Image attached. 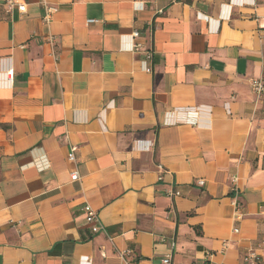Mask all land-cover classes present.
<instances>
[{
	"label": "crops",
	"instance_id": "1",
	"mask_svg": "<svg viewBox=\"0 0 264 264\" xmlns=\"http://www.w3.org/2000/svg\"><path fill=\"white\" fill-rule=\"evenodd\" d=\"M44 1L0 0V264H264V0Z\"/></svg>",
	"mask_w": 264,
	"mask_h": 264
},
{
	"label": "built area",
	"instance_id": "2",
	"mask_svg": "<svg viewBox=\"0 0 264 264\" xmlns=\"http://www.w3.org/2000/svg\"><path fill=\"white\" fill-rule=\"evenodd\" d=\"M43 4H45V1L43 0ZM10 8H12L14 5L12 3L8 4ZM27 5L25 3H21L18 5V10L20 11V13H25L26 12V7ZM50 13H51V9H47V16H46V22H48L50 20ZM89 24L94 23V21H89ZM134 37H139V33H134L133 35ZM139 47L135 46L133 48V51H136ZM153 62V54L152 53H148L146 59L142 62V68L143 70H145L147 73H151L152 69L150 68V64ZM251 88L253 90V92L258 96L261 97L264 94V81L263 80H252L251 81ZM74 152L75 149H72V154L70 156V160L74 161L75 157H74ZM159 168H161V166H159ZM71 180L73 182H76L79 180V176L77 173H74L71 177ZM198 184L200 186L204 185V181L203 180H199ZM178 196L179 192L173 194ZM235 205L237 206V208L240 207L239 203L236 202ZM85 215H86V221L87 223L91 226V230L92 232L98 233L101 230H103V227L101 225V220L99 218V215L97 213V211H95L90 205H85L83 208ZM235 233H239L238 229L234 230ZM244 262L246 264H259V259L258 257L255 255L254 252L249 253L247 256H245L244 258ZM165 264H170V259H166L164 261ZM125 264H128L127 262H125Z\"/></svg>",
	"mask_w": 264,
	"mask_h": 264
}]
</instances>
